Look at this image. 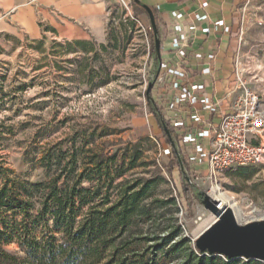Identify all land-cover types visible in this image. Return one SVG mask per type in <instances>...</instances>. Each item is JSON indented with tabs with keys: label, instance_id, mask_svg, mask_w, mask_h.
<instances>
[{
	"label": "rangeland",
	"instance_id": "rangeland-1",
	"mask_svg": "<svg viewBox=\"0 0 264 264\" xmlns=\"http://www.w3.org/2000/svg\"><path fill=\"white\" fill-rule=\"evenodd\" d=\"M258 1L246 7L241 2L244 11L231 87L236 90L243 83L257 93L264 111V0ZM151 34L148 17L135 15L132 0L112 1L102 40L68 41L52 33L32 39L0 32V193L5 195L0 201L1 231L12 233L14 226L21 235L23 224L14 221L25 220L38 236L51 234L54 223L41 209L46 187L59 175L68 177L70 186L81 175L94 178L83 182L99 194L87 196L89 206L100 204L107 193L115 201L124 187L117 186L119 182L153 179L158 183L154 197L164 201L174 197L177 204L165 203L157 209L158 230L150 223L142 224L131 229L130 239L163 236L180 226L181 236L194 249L196 238L205 230L200 231L201 226L215 216L196 197L190 195L188 200L183 195L180 169L172 155L165 153L169 146L147 105L153 83L154 98L165 118L169 116L157 82L159 70L155 75L149 56ZM179 146L200 194L218 203L229 204L233 199L241 210L242 224L264 220V161L210 178L206 167L189 162L191 148ZM135 153L137 167L129 170ZM93 166L109 167L112 176L121 173L123 177L110 185L111 180L99 177ZM26 204L31 206L29 215L17 207ZM155 246L150 241L138 247L144 256L142 264H187L180 252L164 262L167 248L158 251ZM4 248L23 255L14 242Z\"/></svg>",
	"mask_w": 264,
	"mask_h": 264
},
{
	"label": "trees",
	"instance_id": "trees-1",
	"mask_svg": "<svg viewBox=\"0 0 264 264\" xmlns=\"http://www.w3.org/2000/svg\"><path fill=\"white\" fill-rule=\"evenodd\" d=\"M133 10L136 16L145 14L151 24V39L149 56L154 60L157 74L161 63V58L155 55V38L162 42L159 35L158 22L160 21L157 9L151 8L158 33L155 35L152 23L147 12L132 0ZM154 85L147 94V105L160 127L166 143L170 148V153L180 169L183 180V195L188 199L190 195L202 202L201 194L190 180L187 158L178 144L179 138L175 134L174 128L166 120L165 114L158 101L154 98ZM139 159L137 153L134 154L130 169L136 168V161ZM97 169L99 177H106L113 185L114 180L123 177L119 173L112 176L110 168L103 169L101 166ZM68 177L57 176L44 192L45 202L41 209L43 214L49 216L54 223V229L51 234L43 237L36 234V228L31 227L25 220L16 222L17 225L23 224V230L19 235L18 228H12L5 232L0 230V264H139L143 263V254L138 252V247L150 241L155 243L156 250L166 249L164 262L170 258L173 253H181L187 264H258L260 261L230 260L221 256H211L200 252L196 245L194 249L189 246V240L181 236L182 229L178 226L174 231L163 233V236L149 235L139 236L130 239V232L136 226L142 224H151L158 228L160 215L158 210L163 204L169 203L176 205L174 197L169 200H160L154 197V191L157 182L153 179L138 180L136 182L122 181L117 184L121 187L118 197L115 201L106 194L100 204L90 205L87 196L93 193V188L83 186L84 180L93 181L94 178L79 176L78 180L72 186L69 185ZM127 184V185H126ZM43 184H38L42 187ZM4 192L0 193V201L4 199ZM20 204V202H16ZM89 206L87 210H83ZM19 211L29 215L31 208L29 204L17 206ZM8 229V228H6ZM152 239V240H151ZM16 243L21 249L23 255L10 252L4 246L10 243ZM163 262V263H164Z\"/></svg>",
	"mask_w": 264,
	"mask_h": 264
},
{
	"label": "crops",
	"instance_id": "crops-1",
	"mask_svg": "<svg viewBox=\"0 0 264 264\" xmlns=\"http://www.w3.org/2000/svg\"><path fill=\"white\" fill-rule=\"evenodd\" d=\"M113 0H0V32L25 34L40 39L52 33L68 41H87L104 37L108 10ZM157 9L159 35L162 42L161 62L171 59L172 27L180 23L189 36L187 61L198 82L205 84L206 94L219 105L221 112L230 110L233 98L228 93L233 87L231 74L234 52L237 48L242 5L259 3L258 0H141ZM207 2L208 6L203 7ZM241 2L243 4L241 5ZM174 13L183 17L176 20ZM145 15V14H142ZM196 15L208 18L203 21ZM146 16V15H145ZM223 21L224 26H217ZM228 28L226 31L225 28ZM209 29L208 33L204 32ZM201 54L202 58L196 55ZM214 55L213 60L208 56ZM211 68L204 75L203 69ZM205 119L218 122L201 104L194 109ZM191 110V111H192ZM190 112V111H188ZM188 112L182 117L192 125Z\"/></svg>",
	"mask_w": 264,
	"mask_h": 264
},
{
	"label": "built area",
	"instance_id": "built-area-1",
	"mask_svg": "<svg viewBox=\"0 0 264 264\" xmlns=\"http://www.w3.org/2000/svg\"><path fill=\"white\" fill-rule=\"evenodd\" d=\"M207 6L208 3L205 2L203 7ZM174 17L180 20L183 14L174 13ZM207 18V15H196L199 21ZM224 25L223 21L217 23V26ZM225 29L228 31L227 27ZM209 31L204 30L206 33ZM171 32V50L174 56L160 63L157 82L161 85L160 95L166 98L165 109L169 115L166 120L174 128L180 145L191 148L189 162L199 168L206 167L210 178L227 169L261 164L264 161V144L261 142L264 133V111L261 108L260 96L242 83L238 86L242 89L241 92H237V88L228 93V96L233 98L230 110L221 112L219 104L206 94L205 84L196 80L195 73L189 66L187 32L180 23L175 24ZM196 57L202 58V55L197 54ZM214 57L210 55L208 59L213 60ZM202 73L211 74V68H204ZM199 104L210 115L217 117L218 122L205 119L192 110ZM186 112L192 125L182 117V113ZM164 151L168 155L171 154L170 148H165ZM218 208H224L222 203H218Z\"/></svg>",
	"mask_w": 264,
	"mask_h": 264
},
{
	"label": "water",
	"instance_id": "water-1",
	"mask_svg": "<svg viewBox=\"0 0 264 264\" xmlns=\"http://www.w3.org/2000/svg\"><path fill=\"white\" fill-rule=\"evenodd\" d=\"M133 1L147 12L156 35L158 30L152 9L141 0ZM155 55L161 58V43L158 38H155ZM152 87L153 83L150 84L147 94ZM201 197L205 209L212 213L216 220L196 238V248L205 254L230 260L264 262V220L242 224L238 222L231 207L219 209L216 200L206 194H201Z\"/></svg>",
	"mask_w": 264,
	"mask_h": 264
},
{
	"label": "bare ground",
	"instance_id": "bare-ground-1",
	"mask_svg": "<svg viewBox=\"0 0 264 264\" xmlns=\"http://www.w3.org/2000/svg\"><path fill=\"white\" fill-rule=\"evenodd\" d=\"M228 205H229V207L233 208V210L235 211V214H236V218H237L238 222H240L242 219V216H241L242 213H241L240 208L237 206V203H235L233 201V199L229 200V204L227 201L225 203H222V207H228ZM215 219H216V217L212 218L209 222L203 224V226H201V228H200V231H203L204 229H206Z\"/></svg>",
	"mask_w": 264,
	"mask_h": 264
}]
</instances>
